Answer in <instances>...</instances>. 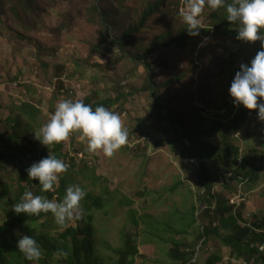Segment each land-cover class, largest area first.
Masks as SVG:
<instances>
[{
	"label": "rangeland",
	"instance_id": "rangeland-1",
	"mask_svg": "<svg viewBox=\"0 0 264 264\" xmlns=\"http://www.w3.org/2000/svg\"><path fill=\"white\" fill-rule=\"evenodd\" d=\"M155 1L110 0L108 5L113 9L112 20L116 23V31L127 30L130 24L139 20L149 3ZM92 5L93 0H34L23 12L11 11L10 1L7 2L3 8L5 14L0 20V117H7L13 104L17 106L29 101L40 111L30 126L29 135H33L49 120L61 100H83L95 90L113 95L115 81L134 91L128 102L122 106L119 101L113 108L119 110L123 107L120 117L129 134L124 146L112 156H106L102 152H87L86 141L77 138L71 145L66 139L63 155L74 157L77 151L80 154L76 160L77 169L70 176L72 184L80 185L86 196L89 193L102 195L101 209L88 211L84 206L87 200L84 198L81 201V218L86 220L89 214L94 216L96 257L104 264H116V250L123 246L124 235L131 234L136 238L140 251L134 264H174L167 256L171 244L182 239L194 242L198 226L202 223L199 219L193 227L186 228L191 220L193 205L201 206L197 198L201 185L196 180V167L179 151L172 150L167 143L170 137L153 125L132 133L134 120L147 116L152 110L150 97L143 92L148 75L145 68L139 67L128 53L116 48L91 56L90 51L97 45L102 33L101 25L89 13L88 8ZM185 5L184 0H165L159 14L148 22L142 32L132 36L127 50L142 53L159 47L151 56L152 63L167 61V68L161 66L158 69L163 80L185 76L174 87H186V110L200 108L201 115L209 119L223 115L231 108L236 113L241 105L233 103L229 88L240 65L250 64L260 49V42L248 43L237 40L236 36L219 34L211 24L214 22L211 18L213 10L206 8L201 26L211 29V34L197 51L161 46L162 42L167 43L172 37L182 36L186 25L179 12ZM220 13L221 19L224 11L221 9ZM232 27L237 33L236 26L233 24ZM20 28L32 31L24 34ZM24 37L41 43L51 52L55 51L56 56L38 58L32 44ZM169 51L171 57L161 60V56ZM231 53L235 57L229 58ZM57 65L65 66L60 80L65 88L60 90L54 71ZM222 67L223 72L220 71ZM170 93L173 94L172 89ZM224 105L230 108L225 109ZM15 111L18 112L17 109ZM197 119L196 115L190 120ZM26 120L24 123L28 124L30 119ZM250 120L252 127L247 128L257 134L258 125L256 128L254 117ZM242 135L235 144L243 147L244 154L248 156L250 142L244 140L247 135L244 138ZM36 143L41 154L49 151V146L42 145L38 140ZM84 163L95 173L96 181L91 178L89 170L84 171L85 175L81 174ZM212 174L216 183L211 192L214 197L221 193L229 205L245 203L242 222L255 217L264 221V179L253 190L230 180L228 182L237 190L231 193L225 188L224 171L213 170ZM212 201L217 205L218 198ZM132 213L136 214L139 227L133 224ZM199 213L197 211L196 215ZM77 223L74 220L66 226L82 225ZM46 228L53 235H60L68 227L58 225L56 229L54 224L48 223ZM183 230L187 231V235L180 237ZM217 241L211 242L200 256L201 241L193 261L218 252L224 259L221 264H228L226 258L230 250Z\"/></svg>",
	"mask_w": 264,
	"mask_h": 264
},
{
	"label": "trees",
	"instance_id": "trees-1",
	"mask_svg": "<svg viewBox=\"0 0 264 264\" xmlns=\"http://www.w3.org/2000/svg\"><path fill=\"white\" fill-rule=\"evenodd\" d=\"M9 1L11 11L21 10L23 12L28 9L30 3L34 2V0H0V20L5 14L3 8ZM109 1L93 0V5L88 8L92 18L98 21L102 27L99 42L91 49L90 54L96 56L103 51L116 48L122 53H128L139 64V67L145 68L148 78L143 92H146L150 97L152 110L147 116L134 120L135 126L132 133H138L140 129L153 125L165 136L170 137L167 140L168 145L172 150L179 151L183 158L192 161L191 163L195 165L197 171L196 180L201 185L200 193L197 194L201 206L198 208L193 205L190 213L191 220L186 225V228H189L193 227L199 219L202 221L198 226L199 231L195 241L176 240L171 244L172 248L167 254L168 259L174 264H218L222 259L218 252L212 253L205 259L193 261L201 241L203 243L200 248V256L205 252V248L216 239L222 247L230 250L228 255H231L232 258H251L254 251L250 249L251 243L248 241H251L252 232L247 227H241L238 223V220L243 218L246 204L229 205L221 193H217L218 195L214 197L211 192L216 183L212 171H224L225 188L231 193L237 192V190L228 182L230 180L243 183L248 190H253L264 178V121L259 117L255 119L258 125L257 134L251 133L250 130L242 132L243 137L247 135L245 139L250 142V146L247 147L249 156H244L243 160L239 162L240 150L235 144V135L244 127L249 114H258V111H249L241 105L240 110L234 113L233 108L229 109L230 107L224 105L225 109H229L225 114L209 119L201 115L200 108L191 107L190 110H186L185 108L188 106L186 87H174V84L185 79V76L163 80L158 74V69L161 66L167 68V61L152 63L151 56L159 47L149 48L142 53H131L127 50L132 36L142 32L148 22L159 14L164 7L165 0L149 3L139 20L130 24L124 32L116 31V23L112 20L114 19L113 9H110ZM220 17H222L220 10L212 12L211 18L214 21L211 23L212 27L219 34L237 37V33L233 31V24L226 18L220 19ZM217 20L219 21L215 24ZM25 28H20L24 34L32 31ZM28 29L31 28L28 26ZM210 34L211 29L202 27L200 35L193 37L188 35L187 29L184 28L181 37H172L167 43L162 42L161 46L165 48L175 46L195 52ZM24 39L32 44L38 58L54 57L55 51H49L46 46L30 38L24 37ZM171 55L172 53L169 51L161 56V60L164 57L170 58ZM230 55L229 58L235 57L232 53ZM122 57L126 58L125 55ZM54 71L58 80V90L64 89L65 85L61 79L65 66L57 65ZM220 71H224L223 67L220 68ZM113 84V95H107L103 90H95L83 101L90 104L93 110L96 106L103 105L121 115L123 107L119 110H113V108L119 101L123 103L122 106L128 102L134 91L121 85L119 81H115ZM171 89L173 94L170 93ZM15 109L18 111L17 113ZM8 113L7 117H0V264H33L25 259L17 248V241L22 235L32 236L41 246L42 257L38 264H104L95 255L93 215L89 214L86 220L80 217L76 221L82 225L65 226L68 228L63 233L53 235L46 228L48 223H52L58 229V224L51 213L28 217L25 214L17 215L12 210V205L21 200L25 190H30L34 195L46 196L49 199L54 198V193L51 191L42 192L40 186L37 187L35 180H30L27 171L24 170L31 154H34L35 159H38V155H36L38 144L33 137L34 134L29 135V130H32L30 126L40 114L39 109L29 101H23L20 105L13 104L9 107ZM196 115L198 116L197 120H190ZM27 118L30 119V122L25 124ZM72 135L76 140L79 134L72 133ZM63 143L64 141L54 147L55 153L60 157ZM49 153L50 151L45 152V157ZM70 159V168L62 174L64 178L59 179L57 187L59 200L65 194L67 186L72 185L70 176L77 169L76 161L71 157ZM83 167L84 169H81L80 172L85 175L84 171H90V169L85 163ZM90 172L91 178L96 181L95 173ZM213 198H218L217 205L212 201ZM85 199L87 201L84 206L88 211L102 208V195L89 193ZM197 211H200L198 216L196 215ZM131 218L133 224L139 227L140 223L135 213H132ZM253 220H256L253 223L254 226L264 227V221H258L257 217ZM185 235H187V231L180 232V237H185ZM124 236L123 246L116 250L118 256L116 264H134V260L140 252L139 246L134 235L125 234ZM253 240L263 243L264 236H253Z\"/></svg>",
	"mask_w": 264,
	"mask_h": 264
},
{
	"label": "clouds",
	"instance_id": "clouds-1",
	"mask_svg": "<svg viewBox=\"0 0 264 264\" xmlns=\"http://www.w3.org/2000/svg\"><path fill=\"white\" fill-rule=\"evenodd\" d=\"M206 8L224 11V18L237 28V40L248 43L260 42V49L251 59L250 64L240 65V70L235 73L229 88L230 96L236 106L242 105L249 111H258V114H249L244 127L235 135V142H237L242 132L250 130L247 127L252 124L250 120L252 116L254 119L259 117L264 121V0H187L179 15L186 25L188 35L193 37L200 35L201 20ZM72 133H78V139L86 141L87 152L91 154L102 152L106 156H112L124 146L129 135L120 115L103 105H98L93 110V107L82 99L59 101L49 120L34 133L36 140L44 146H49V155L45 157L37 149L38 159L31 154L24 166L29 179L35 180L42 192L54 193V198L34 195L32 191L25 190L21 200L12 205V210L17 215L25 214L31 217L39 216L41 213H51L60 226H66L81 217V201L86 197V191L80 185L72 184L67 186L62 199L59 200L57 193L59 179L64 178L62 174L70 168L71 159L69 155H63V148L61 157L57 155L54 147L66 139L72 145L74 140ZM242 138H244L243 135ZM239 150L238 161L240 162L247 154H244L243 147L239 146ZM78 156H80L79 153L71 158L76 161ZM242 220L243 218L238 220L239 225L247 227L252 232L251 241L248 242L251 243L250 249L254 251V255L251 258L241 259L232 258L229 255L226 262L228 264H264V242L253 240V236H264V227L254 226L255 221L252 218L246 222ZM17 248L20 254L33 264H38L42 257L41 246L30 235H22L17 241ZM223 260L222 258L219 264Z\"/></svg>",
	"mask_w": 264,
	"mask_h": 264
},
{
	"label": "built area",
	"instance_id": "built-area-1",
	"mask_svg": "<svg viewBox=\"0 0 264 264\" xmlns=\"http://www.w3.org/2000/svg\"><path fill=\"white\" fill-rule=\"evenodd\" d=\"M261 250H263V248H261ZM247 264V263H246ZM252 264H254V263H252Z\"/></svg>",
	"mask_w": 264,
	"mask_h": 264
}]
</instances>
